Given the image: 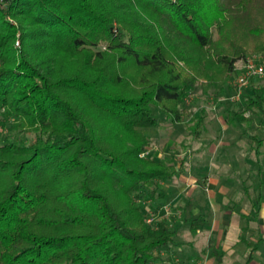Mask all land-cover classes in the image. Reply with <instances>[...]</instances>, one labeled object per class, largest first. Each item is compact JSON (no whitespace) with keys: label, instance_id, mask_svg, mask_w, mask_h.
<instances>
[{"label":"trees","instance_id":"16d2710c","mask_svg":"<svg viewBox=\"0 0 264 264\" xmlns=\"http://www.w3.org/2000/svg\"><path fill=\"white\" fill-rule=\"evenodd\" d=\"M262 52L264 0H0V113L31 135L0 138V264L167 263L178 231L146 200L186 159L150 154L153 107L181 122L199 82ZM229 115L264 131V87Z\"/></svg>","mask_w":264,"mask_h":264},{"label":"crops","instance_id":"0c3cea01","mask_svg":"<svg viewBox=\"0 0 264 264\" xmlns=\"http://www.w3.org/2000/svg\"><path fill=\"white\" fill-rule=\"evenodd\" d=\"M239 142L240 138L226 143L229 154L222 164L229 169L213 172L206 187L199 183L195 168L178 177L185 182L178 194L181 206L188 211L183 223L191 238L187 243L175 239L174 247H164L161 255L170 254L182 264H264V145L259 159L254 145L250 147L260 169V185L255 188L248 165L252 155L244 152ZM201 146L212 154L210 148L216 145ZM174 194L167 193V197L173 199ZM253 245L256 249L251 252Z\"/></svg>","mask_w":264,"mask_h":264},{"label":"rangeland","instance_id":"374dc122","mask_svg":"<svg viewBox=\"0 0 264 264\" xmlns=\"http://www.w3.org/2000/svg\"><path fill=\"white\" fill-rule=\"evenodd\" d=\"M99 46L95 49H101ZM244 59V58H243ZM236 61V66L242 64V60ZM234 75L228 78L226 81L218 84L211 85L204 82H199L196 88L190 93L188 98L182 104L185 111V115L182 117V121L178 123H172L160 110L153 107V113L160 118V125L157 127H151L144 129V132L152 138L153 148L150 154L155 153L158 159H166L175 161L177 157L186 159V171L184 174H188L189 170L195 168L197 172L198 181L203 187H206V181L213 172H222L228 170L227 166H224L223 158L228 156V143L241 139L240 145L246 153H251L252 162L250 167V179L252 186L258 188L260 185L259 179V164L254 157L253 150L250 151V147L253 144L249 133H257L260 137L264 138V131L258 127L259 117H255V121L251 124V128L247 129L245 123H229V111H238L241 108V103L230 100V97L234 94L232 81ZM263 83H256L252 88H256L261 91ZM202 112L205 114V121L207 125L206 131L200 136V138H194L189 134V126L193 123V117L195 114ZM10 121L6 119L2 113H0V138L3 139L6 136L12 139H21L29 141L31 135H24L21 132H17L10 128ZM213 142L216 146L211 147L212 154L208 151H203L201 143L210 144ZM224 142V143H223ZM148 153V152H147ZM216 166V167H215ZM225 179L224 177L222 180ZM192 181V179H190ZM187 182V181H186ZM185 182H180L178 178H173L170 181H162L161 187L166 193H175L174 198L166 196L164 200L155 195L153 200H146L145 216L147 219L153 220V223L159 218H165L170 222L171 228L177 229L176 240L181 242H189L190 229L183 223L184 220L189 217L187 209L183 208L182 202H180V188L183 187ZM264 184L261 183V185ZM186 186V185H185ZM160 189V188H159ZM158 193V192H157ZM185 193V192H184ZM183 226V228H182ZM173 244V243H172ZM174 244L172 245V248ZM170 250V249H169ZM170 254L162 255L164 261L168 263L182 264L178 261L172 260ZM157 263V262H155Z\"/></svg>","mask_w":264,"mask_h":264},{"label":"built area","instance_id":"2783aa9c","mask_svg":"<svg viewBox=\"0 0 264 264\" xmlns=\"http://www.w3.org/2000/svg\"><path fill=\"white\" fill-rule=\"evenodd\" d=\"M19 44V42H17ZM241 65H235L234 80L232 81L234 94L230 100L241 103L247 92L256 83H263L264 86V52L259 54L248 55L242 60ZM152 219H147L150 223ZM158 264V263H152ZM176 264V263H165Z\"/></svg>","mask_w":264,"mask_h":264}]
</instances>
